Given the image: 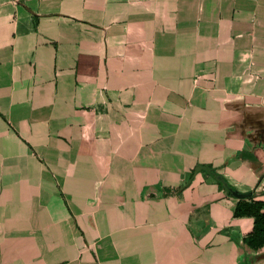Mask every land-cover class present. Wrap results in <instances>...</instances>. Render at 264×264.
Wrapping results in <instances>:
<instances>
[{
  "label": "crops",
  "instance_id": "1",
  "mask_svg": "<svg viewBox=\"0 0 264 264\" xmlns=\"http://www.w3.org/2000/svg\"><path fill=\"white\" fill-rule=\"evenodd\" d=\"M203 164L264 201V0H0V264H264Z\"/></svg>",
  "mask_w": 264,
  "mask_h": 264
},
{
  "label": "trees",
  "instance_id": "2",
  "mask_svg": "<svg viewBox=\"0 0 264 264\" xmlns=\"http://www.w3.org/2000/svg\"><path fill=\"white\" fill-rule=\"evenodd\" d=\"M202 170H206L217 178L223 188L227 190L229 194H234V191H238L237 188L231 184L226 177L219 173L215 167L210 164H203ZM195 169L192 171L189 180L195 174ZM181 186L180 188H182ZM254 193L248 192V196L240 198L236 209L235 216H253L255 218V225L253 231L245 236V241L257 248L264 244V201L256 199Z\"/></svg>",
  "mask_w": 264,
  "mask_h": 264
},
{
  "label": "water",
  "instance_id": "3",
  "mask_svg": "<svg viewBox=\"0 0 264 264\" xmlns=\"http://www.w3.org/2000/svg\"><path fill=\"white\" fill-rule=\"evenodd\" d=\"M202 167L201 166H198L196 168L197 171H199ZM234 195L235 196H238L239 198H244V197H247L248 196V192H239V191H234Z\"/></svg>",
  "mask_w": 264,
  "mask_h": 264
}]
</instances>
